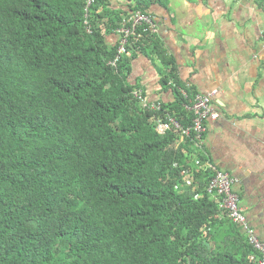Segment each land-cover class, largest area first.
<instances>
[{"label": "trees", "instance_id": "16d2710c", "mask_svg": "<svg viewBox=\"0 0 264 264\" xmlns=\"http://www.w3.org/2000/svg\"><path fill=\"white\" fill-rule=\"evenodd\" d=\"M86 1L0 0V264H258L216 216L202 151L155 129L167 113L188 125L179 88L194 95L161 39L127 47L166 65L175 101L159 111L133 96L128 55L110 63L121 14L167 0ZM184 169L193 181L176 189Z\"/></svg>", "mask_w": 264, "mask_h": 264}, {"label": "crops", "instance_id": "0c3cea01", "mask_svg": "<svg viewBox=\"0 0 264 264\" xmlns=\"http://www.w3.org/2000/svg\"><path fill=\"white\" fill-rule=\"evenodd\" d=\"M258 1L167 0L151 11L180 84L194 93L216 91L211 104L218 117L205 122V158L238 177L248 222L264 238V10ZM128 56L130 84L149 101H175L173 88L161 82L166 65L152 54Z\"/></svg>", "mask_w": 264, "mask_h": 264}, {"label": "built area", "instance_id": "2783aa9c", "mask_svg": "<svg viewBox=\"0 0 264 264\" xmlns=\"http://www.w3.org/2000/svg\"><path fill=\"white\" fill-rule=\"evenodd\" d=\"M86 2L87 11L92 0H87ZM85 15L88 16V14ZM85 24H88L87 20ZM86 26H88L87 30L90 32L89 25ZM158 28V18L154 13L127 9L126 12L121 14V20L114 30L118 39V47L110 63L115 64L123 55H128V45H133L140 41L144 31L149 30L151 33L157 34ZM179 90L187 98L184 108L191 114L190 123L183 125L174 116L167 113L164 118L158 117L155 119V129L159 134H165L172 129L177 130L180 133V140L187 137L191 138L194 147L202 151L205 156V122L207 119L213 120L218 117V113L211 104L216 91L209 93L196 92L192 97H189L184 89L179 88ZM133 96L144 109L159 111L162 108L161 103L147 100L142 90L138 88L134 89ZM196 163L198 169L211 172L207 192L218 204L216 216L227 217L233 223L239 225L249 244L258 252V264H264V238H260L248 222L244 207L240 203L239 192L235 189V184L239 181L238 177L221 170L207 158L204 161L196 160ZM193 172L194 170L192 169H184L181 172L182 181L177 183L176 189L190 186L193 181Z\"/></svg>", "mask_w": 264, "mask_h": 264}]
</instances>
